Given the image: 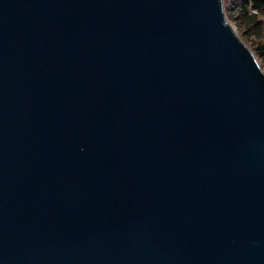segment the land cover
<instances>
[{"label": "water", "instance_id": "95a60500", "mask_svg": "<svg viewBox=\"0 0 264 264\" xmlns=\"http://www.w3.org/2000/svg\"><path fill=\"white\" fill-rule=\"evenodd\" d=\"M224 0H0V264H264V71Z\"/></svg>", "mask_w": 264, "mask_h": 264}, {"label": "trees", "instance_id": "16d2710c", "mask_svg": "<svg viewBox=\"0 0 264 264\" xmlns=\"http://www.w3.org/2000/svg\"><path fill=\"white\" fill-rule=\"evenodd\" d=\"M226 7V16L238 27L241 34L259 39L254 52L264 71L263 22L258 20V16L264 19V0H226Z\"/></svg>", "mask_w": 264, "mask_h": 264}, {"label": "rangeland", "instance_id": "374dc122", "mask_svg": "<svg viewBox=\"0 0 264 264\" xmlns=\"http://www.w3.org/2000/svg\"><path fill=\"white\" fill-rule=\"evenodd\" d=\"M224 4H225V7L224 8L226 10V8H227L226 7V0H224ZM225 15H227V14H225ZM226 18H227L228 22L230 23V25L235 30V32L238 35V37L240 38V40L252 51V53L254 54L255 58L257 59L259 65L262 68L261 63L259 62L258 57H257V55L254 52V47L256 46V43L259 42V39L257 37H248V36H245V35L241 34V31H239L238 27L235 26L232 21H229V19H228L227 16H226ZM258 20L261 21V22H263V31H262V33L264 35V19H263V17L258 16Z\"/></svg>", "mask_w": 264, "mask_h": 264}]
</instances>
